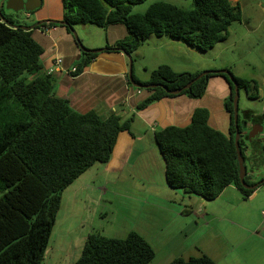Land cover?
<instances>
[{
	"label": "trees",
	"instance_id": "1",
	"mask_svg": "<svg viewBox=\"0 0 264 264\" xmlns=\"http://www.w3.org/2000/svg\"><path fill=\"white\" fill-rule=\"evenodd\" d=\"M58 1L62 9L58 21L66 24L67 31L75 26L106 29L121 25L127 37L106 48L108 52L120 49L130 56L149 37L177 40L205 53L226 39L233 23L241 21L240 7L228 0H193L189 10L157 2L143 14H132L131 10L146 0ZM4 18L10 26L0 19V264H43L63 191L93 165L110 160L119 134L130 133L134 114L123 121L114 114L101 118L93 111H74L67 100L54 95L50 76H37L43 49L32 32L14 27ZM81 56L71 74L81 73L96 55ZM199 74L176 73L167 65L151 71L145 83L132 74L133 83L155 86L145 90L148 96L135 112L178 95L199 99L210 77L224 78L229 86L224 102L230 121L228 135L208 126L206 109H196L188 126L158 130L153 138L164 162L168 188L212 201L233 186L247 199L253 190L244 189L239 180L232 84L223 74L196 79ZM233 79L239 90L252 83L257 92L254 81ZM162 88L182 91L172 95ZM247 114L251 115L244 116ZM250 117L243 120L238 116V149L243 159L247 145L242 137L248 142V133L243 134L242 128ZM256 143L258 139L251 146ZM244 181L249 186L256 184L247 175ZM154 258L152 247L137 233L131 232L122 240L91 233L73 264H149ZM168 264L215 263L201 255Z\"/></svg>",
	"mask_w": 264,
	"mask_h": 264
},
{
	"label": "crops",
	"instance_id": "2",
	"mask_svg": "<svg viewBox=\"0 0 264 264\" xmlns=\"http://www.w3.org/2000/svg\"><path fill=\"white\" fill-rule=\"evenodd\" d=\"M51 9L48 7L46 11ZM61 15L62 9L50 16H41L37 18L40 21L33 26L37 28L32 27L28 30L32 32L33 39L43 49L40 57L42 68L37 76H50L54 95L67 100L70 107L78 113L93 111L101 118L114 114L122 120L134 114L130 133L119 134L110 160L106 164H96L94 172L86 178H92V192L87 193L84 198L83 205H85L80 209L83 214L90 215L91 210L88 207L96 202L92 203V194L97 191V196H100L108 192V185L113 183L108 177L117 179L122 176L121 173L131 165L132 158L137 164L148 155L154 158L163 170V159L154 142V132L167 127L188 126L196 109H206L209 114L208 126L228 135L230 121L224 102L229 95V86L224 79L209 78L205 92L199 99L178 95L173 98H164L135 112L136 106L148 96V93L144 89L133 87L128 81V60L122 53L103 51L95 54L96 56L81 73L71 74V70L82 60V52L72 35L63 26L53 27L47 23L49 20H58ZM43 19L47 21H41ZM38 24L40 25L37 26ZM80 27L86 28V26ZM102 30L104 39L99 38L91 42L87 47L88 50L107 49V46H112L127 37V32L121 25ZM247 36L248 31L243 24H238L234 28L230 27L224 41L201 54L183 46L180 41L165 37H150L131 55L135 57L132 63V74L136 80L145 83L149 80L151 71L158 66L167 65L176 73L227 70L239 78V75L232 71L236 70L235 62H237V56L233 55L232 49L239 40L243 41ZM145 50L150 53L149 58L145 57ZM232 56L236 59L232 60ZM56 59H61L58 67L55 66ZM50 70H52L51 73H49ZM248 116L251 117L243 127V134L258 124L253 119L252 113L247 114L246 117L243 115L242 119L245 120ZM256 133L259 136L256 137L260 143L259 148L262 149L264 135L257 130ZM246 152L249 154L250 164H255V159L261 156L260 152L247 150ZM255 168L254 166L253 170L246 166V175L251 181L255 178L253 175L257 173ZM152 179L159 184L158 175ZM79 181L77 180L71 186L76 187L75 184ZM253 182L259 184L247 199H243L240 192L233 186L225 188L212 201H206L195 195H185L180 189L168 188L170 193H174V199L181 198L175 213L176 217L185 221L180 226L183 229L184 225H188L189 233L196 238L200 236L187 251L189 254L193 257L205 255L215 264H264V177ZM79 188H81L80 184L73 192ZM243 204L247 209L239 213L238 206ZM192 227L195 229L191 230ZM89 234L82 235L79 238L80 241H85ZM69 235L76 240L71 231Z\"/></svg>",
	"mask_w": 264,
	"mask_h": 264
},
{
	"label": "rangeland",
	"instance_id": "3",
	"mask_svg": "<svg viewBox=\"0 0 264 264\" xmlns=\"http://www.w3.org/2000/svg\"><path fill=\"white\" fill-rule=\"evenodd\" d=\"M232 1V5L237 4L240 7L241 21L233 23L231 28L243 24L248 31V36L243 41L239 40L232 49L233 55L237 56L236 70L232 71L239 75V79L254 81L257 85V92L252 83L239 90L238 115L242 119L246 111L251 112L253 119L258 123L255 130L264 135V0ZM157 2L168 3L186 10L193 7V0H146L132 7L131 13L143 14L151 4ZM1 3L2 1L0 5ZM48 7L52 8L47 10L51 13L46 11ZM60 9L58 0H42L41 7L31 13L20 11L14 14L6 10L5 5L0 7L2 15L9 18L14 27L29 28L40 21L37 18L50 16ZM26 14L29 16L26 17ZM41 21H47V19ZM73 31L85 49L90 46L91 42L99 38L104 39V31L93 25H86L85 29L75 26ZM192 50L197 54L202 53L196 49ZM144 53L145 57L149 58L150 53L147 50ZM234 56L232 60L236 59ZM133 58L135 57H131L132 61ZM255 97L257 99H253ZM249 131L247 130V133ZM256 134L252 141L258 139H256L259 137L258 133ZM242 139L247 145V151L261 153V156L254 161L255 164L249 163L247 152L244 157L245 166L253 170L254 166L256 167L257 173L253 175L255 177L253 181H259V178L264 177V143L260 149V143L250 146L244 136ZM135 162L136 160L133 161L132 158L131 165L121 173L122 176L119 178L108 177L109 181L113 182L108 185V192L100 196H97V191L92 194V203L96 202L88 207L91 210L90 215L83 214L80 209L85 205L83 202L87 193L92 192V178H86L94 172L96 164L74 181L80 180L75 184L76 187L71 186L73 182L63 191L61 206L45 250L43 264H73L80 256L84 244V241H80L79 238L82 235L85 236V233H98L103 237L118 240L124 239L131 232L137 233L155 252V258L149 264H168L175 259L187 260L193 257L187 251L200 236L196 238L195 235L189 233L188 225H184L183 229L180 226L185 221L176 217L175 213L181 198L174 199V193H170L165 182L164 167L161 170L154 158L148 155L139 160L137 164ZM157 175L160 178L159 184L152 179ZM79 184L81 188L73 192ZM246 209L244 204L238 206L239 213L245 212ZM192 229L195 228L192 227ZM69 231L74 234L77 242L69 235Z\"/></svg>",
	"mask_w": 264,
	"mask_h": 264
},
{
	"label": "water",
	"instance_id": "4",
	"mask_svg": "<svg viewBox=\"0 0 264 264\" xmlns=\"http://www.w3.org/2000/svg\"><path fill=\"white\" fill-rule=\"evenodd\" d=\"M42 5V0H7L5 2V9L16 14L20 11H24L26 13H31V12H34L35 10L39 9ZM0 19L3 23H5L6 25L10 26L9 23L5 20V18L3 17V15L1 14L0 12ZM46 23V22H45ZM47 23H51V24H54V25H59V26H65L66 24L64 22H61V21H58V20H55V21H48ZM40 24H38L37 26H39ZM13 27V26H12ZM32 27H20L21 30L23 31H28L30 30ZM69 33L72 35L76 45L78 46L79 50L84 53V54H99L103 51H107V49H98V50H88V49H85L81 43L79 42V40L77 39V37L75 36L74 34V31H73V28H70L69 29ZM115 52H118V53H122L128 60V72H127V76H128V81L131 83V85L137 89H148V88H155V86H142V85H137L135 83H133L132 81V59H131V56L124 53L122 50L118 49V50H115ZM211 73H215V74H223L225 76H227L229 82L232 84V87H233V100H232V106H233V116H232V119H233V126H234V131H235V134H234V145H235V149H236V154H237V162H238V168H239V180H240V184L241 186L244 188V189H250V190H254L258 184H255V185H252V186H249L245 183L244 181V178L246 176V166H245V163H244V159L242 158L241 156V153L238 149V139L240 137V133H239V130H238V99H239V87H238V83L233 79V76L231 75V73L227 70H221V71H204V72H201L197 77L196 79H200L202 77H205ZM195 79V80H196ZM193 80V82L195 81ZM192 83V82H191ZM188 84L187 86H185L183 88V90L185 89H188L189 86L191 85ZM164 91H166V93L168 94H172V95H178L181 93L182 89L181 90H177V91H174V92H169L167 91L165 88H162ZM256 134V130H255V127L252 128V130H250V132L248 133V143L249 145H253V138L255 137Z\"/></svg>",
	"mask_w": 264,
	"mask_h": 264
},
{
	"label": "built area",
	"instance_id": "5",
	"mask_svg": "<svg viewBox=\"0 0 264 264\" xmlns=\"http://www.w3.org/2000/svg\"><path fill=\"white\" fill-rule=\"evenodd\" d=\"M28 16H29V15L26 14V17H28ZM60 64H61V59H56V61H55V66L58 67ZM74 71H75V69L73 68V69L71 70V73H73ZM51 72H52V70H50L49 73H51Z\"/></svg>",
	"mask_w": 264,
	"mask_h": 264
},
{
	"label": "flooded vegetation",
	"instance_id": "6",
	"mask_svg": "<svg viewBox=\"0 0 264 264\" xmlns=\"http://www.w3.org/2000/svg\"><path fill=\"white\" fill-rule=\"evenodd\" d=\"M0 1H2L1 5H0V7H2V6L5 5V2H6L7 0H0ZM47 22H48V21H47ZM48 24H51V23H48Z\"/></svg>",
	"mask_w": 264,
	"mask_h": 264
}]
</instances>
